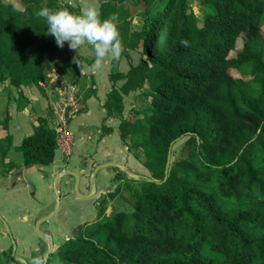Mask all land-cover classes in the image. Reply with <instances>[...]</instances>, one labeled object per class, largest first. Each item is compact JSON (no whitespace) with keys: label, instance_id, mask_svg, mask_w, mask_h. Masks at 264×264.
I'll use <instances>...</instances> for the list:
<instances>
[{"label":"trees","instance_id":"trees-1","mask_svg":"<svg viewBox=\"0 0 264 264\" xmlns=\"http://www.w3.org/2000/svg\"><path fill=\"white\" fill-rule=\"evenodd\" d=\"M99 1L101 20L115 14L122 43L144 56L111 76L125 81L103 106L122 116L119 135L130 151L142 150L154 181H138L131 211L87 224L46 264H264V0H202V16L189 0ZM44 4L64 8L60 0H0V83L16 88L21 110L56 72L61 49L35 14ZM75 69L69 55L60 70ZM96 90L92 81L81 100ZM135 90L148 93L149 106L124 116L123 95ZM33 118L39 125L22 140L23 163L50 165L58 133L49 114ZM1 124L0 170L9 171L13 135L9 119ZM172 142L185 154L165 179ZM116 169V179L127 175Z\"/></svg>","mask_w":264,"mask_h":264},{"label":"rangeland","instance_id":"rangeland-1","mask_svg":"<svg viewBox=\"0 0 264 264\" xmlns=\"http://www.w3.org/2000/svg\"><path fill=\"white\" fill-rule=\"evenodd\" d=\"M84 2L94 4L99 8V0H60V6L69 9L72 7L74 13H79L80 7ZM133 5L134 0H128ZM190 4L194 7L198 16H202L205 4L202 0H189ZM135 28L140 29L144 24V17L141 15L135 16L133 20ZM240 43V42H239ZM123 44V43H122ZM85 48V49H84ZM123 52L118 61L112 60L110 57L105 58L103 66L100 69L102 73H107L110 78L111 88L116 86L121 88L124 78H118L112 80V75L126 74L131 64H138L143 58V54L140 51H136L127 48L123 44ZM79 52L82 56L86 55L85 66L91 65L94 62V50L92 45L84 44L78 50H72L69 48L68 42H65L64 47L60 49L59 53L55 56V63L64 66L69 58V52ZM73 58V57H72ZM76 60V59H75ZM77 61V60H76ZM78 67V64H77ZM64 81L65 84H75L76 95L81 100V96L86 94L91 88V82L80 83L75 80L74 77L66 76L61 77L58 74L52 76L51 81H48V85H44V89L48 95V106L46 111H38L34 104L28 106L29 114L33 117L35 113L40 115H50L51 126L56 128L57 124L54 118H57L54 114V110L51 105V101L56 100L59 97V90L56 87L60 82ZM90 81V80H89ZM47 82V81H46ZM43 83V82H42ZM45 83V82H44ZM115 84V85H113ZM7 83H0V135L6 134L2 128V122L6 119H11V115L16 112L12 109H18V92L9 90ZM97 91V90H96ZM110 91V90H109ZM109 91H101V96L104 100H107ZM45 93V92H44ZM106 97V99H105ZM81 100V108L73 116L67 120L66 130L70 134L71 139L68 141L72 145L71 152H66L67 147L59 144L56 150V158L51 166L36 165L34 167H25L23 163V152L21 149V143L24 134H28L35 124L36 118H32L33 122H29L25 118L14 119L12 124V133L15 136L14 146L10 152V159L20 164V168L17 169L13 175L19 174L17 179L15 190L12 191L11 196L0 193V212L4 218L10 224L14 237L19 239L23 245L17 249V253L25 257L30 261L33 257L44 256L46 248L42 244L39 249V241L42 240L35 229V222L37 218L49 213L56 202V195L53 190V179L55 175L63 168L74 169L82 175L84 185L88 189V181L91 171L96 166V162L100 161H122L125 158L126 163L130 168L138 173H144L149 175V170L141 162L140 156L143 155L141 149H136L135 152L130 151L119 135V123L122 119L121 115L108 116V118H89L94 119L86 126L80 125V121L83 118H74L81 112H84L87 103ZM104 101V102H105ZM33 103V102H32ZM150 103V97L146 91L135 90L123 95L124 104V116H128L131 111L143 112ZM88 118H86L87 120ZM20 123L26 124L25 130L21 131ZM35 121V122H34ZM28 126V128H27ZM23 127V126H22ZM9 129V128H8ZM10 132V129H9ZM105 140V141H104ZM19 146H18V144ZM65 148V150H64ZM185 154V149L182 144L175 143L173 147L172 161L180 158ZM139 155V157H137ZM7 161H12V160ZM104 159V160H102ZM102 163V162H100ZM27 169H25V168ZM12 168L11 170H13ZM11 170H6V166H2L0 170V179L7 178ZM106 170H108L106 172ZM102 173L98 175V190L96 194L88 199L80 198L73 190V176L67 175L60 181V190L62 192L61 206L55 216L42 223L41 229L43 232L46 230L54 233V240L56 245L64 244L70 238L75 237L81 229L87 224L93 223L100 218L108 215H113L118 211H131L133 206L128 202L132 198L133 189L139 183L128 175L122 179H116L118 170L116 167H107ZM21 175V176H20ZM44 178V182L41 180ZM100 178V179H98ZM2 180V179H1ZM83 183V182H82ZM83 186V184H82ZM1 190V189H0ZM84 191V189H83ZM111 193H116L114 196ZM31 201V204H29ZM18 216L17 220H13ZM31 239L30 243H26V240ZM11 239L7 236L4 224L0 220V255L6 264H19L11 256ZM30 249L32 251L26 252L24 249ZM44 250H43V249ZM55 259L58 260V255H55Z\"/></svg>","mask_w":264,"mask_h":264},{"label":"clouds","instance_id":"clouds-1","mask_svg":"<svg viewBox=\"0 0 264 264\" xmlns=\"http://www.w3.org/2000/svg\"><path fill=\"white\" fill-rule=\"evenodd\" d=\"M35 14L46 21L45 35H52L58 47L63 48L65 42H68L72 50H78L86 43L92 45L95 60L91 71L101 69L105 58L110 57L116 61L120 59L124 49L115 14L101 20L99 8L87 2L82 4L79 13H73L67 8L52 10L44 4ZM180 44L189 47L185 39H181ZM28 264H46V257H33Z\"/></svg>","mask_w":264,"mask_h":264},{"label":"crops","instance_id":"crops-1","mask_svg":"<svg viewBox=\"0 0 264 264\" xmlns=\"http://www.w3.org/2000/svg\"><path fill=\"white\" fill-rule=\"evenodd\" d=\"M69 55L72 56L73 58H75L79 62V64L77 63L78 64L77 69H75L74 71H70L68 73L61 72L60 67H62V63L60 62V64L59 63L56 64L55 63V59H54V63H55V67H56L55 74H58L61 77H66V76L74 77L75 80H78V82H80L82 84L87 82V81L91 82V83H92V81H95L96 88H97L96 93L94 95H92V96L87 98V100H86L87 107H86L85 111L79 113L74 118H83L80 121V125H83V126H86L87 124L89 126V122L94 120V119H89V118H103V119L104 118H108L106 109L103 107V103H104L105 100H104V97L101 96V91L104 90V92L105 91L107 92V91H109L111 89V82H110L111 80H110L109 76L107 75V73H102L100 71V69L99 70H95V71H91L90 68H91V65L94 62L91 63V65H88L87 67L85 66V58H86V55H88V52H87V54L82 56L79 52L71 51V52H69ZM50 81H51V79H50ZM45 84L48 85V81L47 82L45 81V83L44 82L41 83V87L34 86L28 93V95L32 99V102H33L35 108L38 111H42L43 113L46 111V108L48 106V95L46 93V90H43L44 89L43 87H44ZM9 88H10L9 90L16 92L15 87L9 86ZM105 99H106V97H105ZM12 110H15L16 112H14L11 115V119H10V122H9L10 133L13 135V143H12V145H11V147H10L8 153H7V156H6V159H8V160L10 159L9 155H10L11 149H12V147L15 144L14 143L15 136L12 133V124L14 122V119L15 118L16 119L20 118V120H22V118H25L29 122H33L32 121L33 117L29 114L28 107H25L22 110L21 109H19V110L12 109ZM86 118H88V119L86 120ZM20 120H19L18 124L22 125L24 122L20 123ZM35 121H37V120H35ZM38 125H39V122L38 121L35 122V124H33V126H32L33 129L31 131H29L28 134L25 135V133H23L24 137L27 136V135L32 134L34 132L35 128L38 127ZM22 126H21V131L23 132V130H25L24 127L26 126V124H23ZM27 128H28V126H27ZM18 146H19V144H18ZM10 160H12V159H10ZM102 160H104V159H102ZM13 162L16 165H15L14 169L11 170L12 174L10 173V175H8L7 178H1L2 180L0 179V189H1L0 193H2L4 195L6 194L8 197L12 195V194H8V193H12V191L15 190L14 186H16L17 179L19 178V176H18L19 174L13 175V173L16 172L18 168L22 167V166H20V164L18 162H15V161H13ZM100 162L103 163V161H100ZM100 162L97 161L96 165L100 164ZM105 162H107V161H105ZM120 162L128 165V163H126V161H125V158H123L122 161H120ZM51 165H52V163L50 165H46V167L47 166H51ZM25 169H27V168H25ZM103 170H105V169H103ZM107 171L108 170H106V172ZM101 173L102 172H99L98 175H100ZM98 175H97V177H98ZM97 177H96V181H97ZM98 179H100V178H98ZM41 180L43 182L45 181L44 178H42ZM97 184H98V181H97ZM84 185L85 184L83 183V186L81 187V189H82V191H83V189H84V191H87V190H85V188H86L85 186L86 185L85 186ZM98 186H99V184H98ZM29 204H31V201H30ZM17 218H18V216L14 217L13 220L16 221ZM34 231H35V229H33V232ZM30 240H31L30 238H29V240H26V243H30L31 242ZM18 241H19V243L21 242L19 239H18ZM21 245H23V242L20 243V246ZM41 245H42V243H41ZM41 245L39 246V249H41L40 248V247H42ZM23 249L26 252L32 251L30 249L29 250L28 249L25 250V248H23Z\"/></svg>","mask_w":264,"mask_h":264},{"label":"water","instance_id":"water-1","mask_svg":"<svg viewBox=\"0 0 264 264\" xmlns=\"http://www.w3.org/2000/svg\"><path fill=\"white\" fill-rule=\"evenodd\" d=\"M181 139L178 138L177 141H179ZM175 142H172L170 148H169V152H168V158H167V163H166V168H165V179L168 177L169 174V170L171 168L172 165V155H173V146H174ZM107 167H116V168H120L121 170H123L129 177H131L132 179H134L135 181H141V180H148V181H154V178H152L151 176L144 174V173H138L133 171L129 165L118 162V161H107V162H103L100 163L98 165H96L94 167V169L91 171L90 174V186H91V190L89 192H84L82 191L81 187H82V175L74 170V169H63L60 170L54 177L53 179V190L55 192L56 195V202H55V206L53 207V209L45 214L42 215L41 217L37 218L36 222H35V230L38 234V236L47 241L48 242V249L46 250V252L44 253V256L46 257V261L49 259L51 253L55 250V241H54V236L51 233L48 232H43L41 229V225L42 223L52 219L55 214L57 213V211L59 210L60 206H61V198H62V192L60 190V181L63 177L70 175L73 176L75 179L74 182V191L75 193L80 197V198H91L93 197L97 190H98V184L96 181V177L99 174V172H101L103 169L107 168ZM0 220L3 222L6 232L7 234L11 237L12 239V243H13V249H12V253L11 256L14 260L20 262L21 264H28V260L21 256L20 254L17 253V240L14 237V234L12 232V229L10 227V224L8 223V221L4 218V216L2 215V213L0 212Z\"/></svg>","mask_w":264,"mask_h":264},{"label":"built area","instance_id":"built-area-1","mask_svg":"<svg viewBox=\"0 0 264 264\" xmlns=\"http://www.w3.org/2000/svg\"><path fill=\"white\" fill-rule=\"evenodd\" d=\"M56 87L59 90V97L51 101L52 108L54 110V118L57 127L55 130L58 133V143L65 145L67 153L71 152L72 145L68 141L71 139L70 134L66 130L67 120L73 116L81 108V100L76 95V85L72 83L65 84L64 81L60 82ZM65 150V148H64Z\"/></svg>","mask_w":264,"mask_h":264},{"label":"flooded vegetation","instance_id":"flooded-vegetation-1","mask_svg":"<svg viewBox=\"0 0 264 264\" xmlns=\"http://www.w3.org/2000/svg\"><path fill=\"white\" fill-rule=\"evenodd\" d=\"M74 178V177H73ZM90 178V177H89ZM74 182H75V179H73V187H74ZM82 182L84 183V181L82 180ZM82 183V184H83ZM88 189H87V191H84V192H89L90 190H91V186H90V179H89V181H88ZM74 190V189H73ZM4 228H5V226H4ZM5 231H6V229H5ZM46 232H48V233H51L53 236H55L54 235V233L52 232V231H49V230H46ZM6 234H7V232H6ZM7 236L11 239V237L7 234ZM16 240H17V249L20 247V243H19V241H18V239L16 238ZM55 241V240H54ZM40 245H41V243L42 244H44L45 246H46V248L48 247V242L47 241H45V240H40ZM10 245H11V249H13V243H12V239H11V243H10ZM39 245V246H40ZM61 244H58V245H56V243H55V248H57V247H59Z\"/></svg>","mask_w":264,"mask_h":264}]
</instances>
